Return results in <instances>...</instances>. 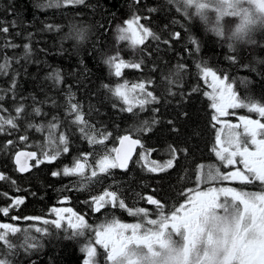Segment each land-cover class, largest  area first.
I'll return each mask as SVG.
<instances>
[{"label": "trees", "instance_id": "obj_1", "mask_svg": "<svg viewBox=\"0 0 264 264\" xmlns=\"http://www.w3.org/2000/svg\"><path fill=\"white\" fill-rule=\"evenodd\" d=\"M150 8L155 11L150 12ZM133 15L141 16L140 23L170 44L149 38L143 45L133 47L129 41H119L114 35L115 27L126 26L124 22ZM13 19L18 20L19 26L11 28L8 23L9 33H0V63L7 57L10 65L6 74L0 72V94L6 93L0 103L12 110L23 97L27 117L18 122L19 131L0 135V174L8 177L0 180V208H9L7 215L0 212V223L18 228L16 233L9 232L6 237L9 247L0 242V259L7 264H83L85 253L82 249L89 242L97 249V264H109L103 248L95 244V229L100 224L112 219L144 224L143 216L139 219L129 213L136 208L147 210L148 219H157L159 215L155 211L160 212V209L146 204L149 195L164 205L165 215H171L187 201L190 190L198 184L202 188L207 186V183H198L197 177L202 172L206 173L212 166L226 174L232 170L231 166H223L213 150L219 124L212 119L215 111L205 94L210 87L197 64L224 78L242 106L264 107V46L254 50H229L206 34L199 23L189 21L187 13L169 0H139L138 3L137 0H85L83 4H66L64 0H0V21L7 23ZM83 24L91 25L92 32L89 39L80 43L76 26ZM46 25L53 27L49 29ZM17 32L20 35H16ZM176 32L180 33L179 39H173ZM11 43L18 47L6 46ZM24 44H29L32 50L29 60L21 59ZM117 54L126 62L143 61L141 68H124L117 77L114 68L103 62L106 55ZM54 68H58L63 77L58 86L45 79ZM13 78L17 81L15 102L7 92ZM125 82L129 88L143 82L145 93L151 91L158 102L146 104L143 110L135 107L132 112L121 111L126 105L109 89ZM69 90L75 96L73 103L81 106L85 120L96 130L97 137L100 133H111L103 144H89L82 138L80 126L71 123L75 113L69 115L68 112ZM132 95L143 94L137 90ZM32 96L36 97L35 101ZM33 107H40L47 115H35ZM230 113L232 119L243 116L264 123V117L246 107ZM53 117L60 122V130L68 132L70 151L51 163L35 166L33 162L29 173L19 174L12 163L17 149L36 150L41 158L42 151H54L46 140L47 125L54 122ZM153 119L157 123L152 132L133 135L139 136L146 147L155 149L150 160L160 164L172 159V149H175L171 168L148 172L137 163L140 152L137 149L127 170L116 168L107 173L98 172L84 188L80 187L86 182L83 177L63 175L65 166H72L74 158L82 159L85 154L94 167L99 158L116 146L119 136ZM27 122L44 125L45 130L27 128ZM236 130L243 131L242 128ZM25 134L28 141H20L19 137ZM10 139L14 145H7ZM54 171L60 175L52 176ZM90 175L91 169H86L84 176ZM212 185L264 192V185L259 181L252 184L214 181ZM106 189L117 191L125 201L124 209L117 203L116 207L106 205L99 212L93 210L92 196ZM16 198H23L24 203L14 206ZM61 202L68 203L84 217L89 225L83 229L84 236L74 235L63 223L60 228L42 223L44 219L54 220L51 211ZM13 216L17 219H12ZM37 227L44 229L36 232ZM28 243L32 247L29 248Z\"/></svg>", "mask_w": 264, "mask_h": 264}, {"label": "snow or ice", "instance_id": "obj_2", "mask_svg": "<svg viewBox=\"0 0 264 264\" xmlns=\"http://www.w3.org/2000/svg\"><path fill=\"white\" fill-rule=\"evenodd\" d=\"M11 2V0H10ZM85 0H64L66 4H83ZM139 0H137V3ZM191 2V0H189ZM258 6L264 10V0H257ZM10 12H14V9H9ZM149 11H155V9H149ZM147 19V17H145ZM141 16L133 15L131 19L126 20L124 23L126 26L120 27V35L117 37L119 41H129L130 44L135 47L143 45L146 40L151 38L154 41H161V37L155 32L151 31L144 24L140 23ZM10 23L11 28H17L19 26L18 20L13 19L10 22L0 21V33L7 34L10 31L8 26ZM51 29L52 25H46ZM16 35H20L19 32ZM77 37L81 38L82 33H76ZM31 34L29 33V37ZM180 33L173 34V39H179ZM163 44H170L169 40H162ZM195 44V41L192 40ZM6 46L16 48L18 45L11 43ZM24 55L21 59L29 60L32 50L29 44H24ZM43 51V50H42ZM19 63V59L16 61ZM31 62V61H29ZM37 63H39L37 61ZM107 65L113 67L115 75L121 76V70L124 68L140 69L143 61L139 62H126L120 58L119 54L111 55L108 57ZM9 58L5 57L4 63H0V72L6 71L9 67ZM183 67V65H181ZM200 69L202 78L206 83H209V87L212 92L205 93L212 101V107L216 110L217 115H214L212 119L218 121L220 116L227 114L229 108L246 107L249 111L257 112L261 117H264V107L256 105H244L242 106L237 102L236 96L233 94L232 87L226 80L217 76L216 73L207 69V67H201ZM27 71V69H25ZM18 74V73H17ZM50 80L54 86H58L62 83L63 77L61 76L58 68L52 69L45 77ZM210 81V82H209ZM108 88V85H104ZM17 81L15 78L11 81V86L7 89L12 95V100H17ZM139 91L142 96H134L132 93ZM112 95L119 98L125 108L121 111L132 112L133 108L139 107L141 110L149 103H156V97L153 96L151 91L145 93V84L143 82L138 84H132L131 88L128 87L127 82L117 85L115 89H109ZM5 94H0V102L4 101ZM33 101L36 100L35 96H32ZM75 99L74 93L69 90L67 94V103L69 105V115L75 113V120L71 123L76 124L79 127V132L82 138L86 139L89 144H103L105 140L111 136V133H100L97 137L96 130L89 125L85 120L84 114L81 111V106L77 103H73ZM24 98H20V102L15 104L14 109L10 110L0 103V135H12L13 131L20 130V124L18 123L22 119H26V105L23 103ZM46 102V101H45ZM53 104L55 101L53 100ZM116 107V105H113ZM14 112V114H13ZM35 115H47L42 112L40 107H33ZM7 114V115H6ZM241 124H224V128L227 129L226 134L222 135L219 131L216 136V147L213 149L217 159L223 164L225 168L232 167L235 170L229 171L227 174L221 172V170L215 166L209 168L200 176L197 177L198 183H210L214 181H238L241 184H252L254 181H259L261 185H264V123L259 120L246 119L245 117H239ZM54 122H50L47 125L48 134L46 140L48 145L54 148L51 153L48 151H42V158L38 156L36 151H17L15 153V164L17 170L21 173L28 172L31 169L28 161L34 160L35 166H39L45 162L51 163L60 157L63 153L70 151V138L66 131L60 130V122L56 117H53ZM157 123L156 120H152L151 123L143 121L139 127H135L128 134H124L118 137L119 147H113L108 153L103 155L96 161L95 166L89 164L87 154L74 158L72 166H65L63 168V175L71 176L77 175L84 178L85 183H81L80 187L87 186V182H91L92 178L97 177L99 173H107L110 169L119 168L121 170H127L129 162L133 158V154L137 149H140L139 160L137 161L140 166L145 168L148 172L156 173L163 172L173 165V159H175V149H172V159L167 160L163 164L158 163L155 160H150V156L154 148L146 147L144 141L136 136L134 138L133 133H150L153 130V125ZM171 123V121H169ZM242 126L243 131H237L236 129ZM27 128H35L37 131L43 132L45 130L44 125H37L32 122H27ZM29 137L27 134L21 135L19 140L27 142ZM7 145H14L13 140H8ZM114 153V155H112ZM142 162V163H141ZM238 165H242L240 168ZM203 167V166H201ZM86 169H91V175L84 176ZM60 175L59 172H52V176ZM3 174H0V180H7ZM15 184V181H12ZM192 192V190H190ZM221 197L231 199L234 203H238L239 208L234 217L236 221L237 237L234 240L232 251L229 257L225 260V264H236L235 257L244 253L240 264H264V192H245L238 191L233 187H208L206 190H196L189 195L185 204H181L171 215H165L163 212L164 205L152 196H147V202L152 205H156L160 209V215L157 219H147V225L156 226L155 228L145 227L141 223H121L119 220L112 219L111 221L100 224L95 229V244L100 245L104 252L107 254L106 259L109 264H112L116 256H118L125 248L131 244L137 246L143 245L145 247H151L154 243L160 241V238L164 233L171 229L172 232L180 234L183 233L186 249L194 240L199 229V219L201 215L207 213L210 209L217 208L218 201ZM24 203L23 198H16L13 200L14 206H19ZM87 203V202H86ZM93 210L99 212L106 205L118 206L121 209L125 208V201L120 198L117 191L104 190L100 195H94L91 198ZM0 212L7 215L9 212L8 207L0 208ZM52 212L55 214V220L44 219L43 224H53L55 227L60 228L61 222L64 220V213H67L70 217L68 219L67 228L72 229V233L77 236L85 235L83 229L89 227L85 223L84 217L77 215L70 207L61 209L53 208ZM131 215L143 214L144 217L148 216V213L143 208H136L135 210H129ZM219 219V217H214ZM12 219H17L13 216ZM27 219H39L36 217H27ZM158 228V230H156ZM0 242H3L6 247H9L6 243V237L9 232L16 233L17 227H13L7 223H0ZM44 228L37 227L36 232H41ZM141 229H144V234H141ZM251 234V239H248ZM28 239H26L27 243ZM28 247H32L28 243ZM82 251L86 254V259L83 264H97L96 256L97 249L91 242L87 243ZM0 264H7V261L0 259Z\"/></svg>", "mask_w": 264, "mask_h": 264}, {"label": "clouds", "instance_id": "obj_3", "mask_svg": "<svg viewBox=\"0 0 264 264\" xmlns=\"http://www.w3.org/2000/svg\"><path fill=\"white\" fill-rule=\"evenodd\" d=\"M169 2H174L180 11L187 13L189 21L199 23L206 34L215 37L219 44L229 50H254L258 46H264V10L258 6L257 0ZM120 27L117 25L114 29L116 38L120 35ZM76 30L83 34L79 40L83 43L89 39L92 26L83 24L76 26ZM108 57H104L105 64ZM218 205L201 215L200 231L187 249L183 233L177 234L168 229L160 241L150 248L129 245L115 257L112 264H225L237 237L234 217L239 205L224 197L220 198ZM141 234H144V229H141ZM248 239H251V234Z\"/></svg>", "mask_w": 264, "mask_h": 264}, {"label": "rangeland", "instance_id": "obj_4", "mask_svg": "<svg viewBox=\"0 0 264 264\" xmlns=\"http://www.w3.org/2000/svg\"><path fill=\"white\" fill-rule=\"evenodd\" d=\"M219 77V76H218ZM221 78V77H220ZM224 79V78H223ZM210 82V81H209ZM226 83H228L227 81H226ZM229 84V83H228ZM208 85H209V83H208ZM230 85V84H229ZM233 91V90H232ZM210 92H212V89L210 88V90H209V92L208 93H210ZM233 94H234V92H233ZM235 95V94H234ZM212 102V101H211ZM238 102V101H237ZM238 103H240V102H238ZM241 104V103H240ZM234 109H236V108H229L228 110H227V114L226 115H224V116H220L219 117V119H218V121H216L218 124H219V132L222 134V135H224V134H226V132H227V129L226 128H224V124L225 123H228V124H241V121L239 120V118H237V119H232L231 118V116H233V114H231L230 112L232 111V110H234ZM214 111H215V115H217V113H216V110L214 109ZM240 128H242V126L240 127ZM243 129V128H242ZM242 166V165H241ZM243 167V166H242ZM233 170H235L234 168H232V170L231 171H233ZM224 174H226V172L224 173ZM222 187V186H215V185H212V182H210V183H207V186H205L204 188H202L201 187V184H198L194 189H192V192H194V191H196V190H200V191H203V190H206L208 187ZM223 187H226V186H223ZM192 192L190 193V194H192ZM245 192H251V191H245ZM253 192H260V191H253ZM188 200V199H187ZM187 202V201H186ZM185 202V203H186ZM65 207H70L72 210H73V212H75L77 215H79V216H82L81 214H79L78 212H76L71 206H69V204L68 203H65V202H61L60 203V205H58V206H56L55 208H57V209H61V208H65ZM146 212H147V210H145ZM51 213H53L52 211H51ZM155 213L156 214H158V215H160V212H158L157 210L155 211ZM148 214H149V212H148ZM64 215V220L61 222V224L63 223L64 225H66L67 226V223H68V219L70 218L69 216H68V214L67 213H64L63 214ZM141 216H143L142 217V220H143V222H144V226L145 227H151L150 225H147V217H144V215L143 214H140V215H137L136 217H139V219H141L140 217ZM53 217H54V220L56 219V216H55V214L53 213ZM120 221V220H119ZM121 223H128V222H123V221H120ZM131 223H140V222H131ZM142 224V223H141ZM243 255H244V253L243 252H241V254L240 255H238V256H236V264H240V262H241V259H242V257H243ZM85 259H86V254H85ZM84 259V260H85Z\"/></svg>", "mask_w": 264, "mask_h": 264}, {"label": "water", "instance_id": "obj_5", "mask_svg": "<svg viewBox=\"0 0 264 264\" xmlns=\"http://www.w3.org/2000/svg\"><path fill=\"white\" fill-rule=\"evenodd\" d=\"M134 138H135V137H134ZM115 147H119V141H118V143L116 144ZM18 151H32V150L19 149ZM16 152H17V151H16ZM16 152H15V153H16ZM136 152H137V150H136L135 153L133 154V158H134ZM15 153H14V155H13V164H14L15 170H16L19 174H21V175H24V174L29 173V172L33 169V164H32V163L34 162V160H30V161H28L29 165L32 166L31 169H30V171L21 173V172H19V171L17 170V165L15 164ZM113 155H114V153H113ZM133 158H132V159H133ZM130 162H131V161H130ZM130 162H129V164H130ZM128 166H129V165H128ZM118 169H119V168H118ZM119 170H121V169H119ZM147 204H148V205H152V204H149L148 202H147Z\"/></svg>", "mask_w": 264, "mask_h": 264}, {"label": "bare ground", "instance_id": "obj_6", "mask_svg": "<svg viewBox=\"0 0 264 264\" xmlns=\"http://www.w3.org/2000/svg\"><path fill=\"white\" fill-rule=\"evenodd\" d=\"M27 150H32V151H36V150H33V149H29V148H26ZM19 149H17L16 151H18ZM12 163H13V157H12ZM14 165V164H13Z\"/></svg>", "mask_w": 264, "mask_h": 264}]
</instances>
